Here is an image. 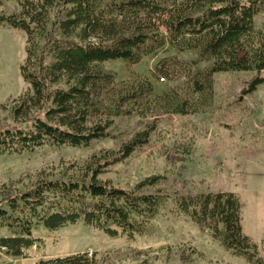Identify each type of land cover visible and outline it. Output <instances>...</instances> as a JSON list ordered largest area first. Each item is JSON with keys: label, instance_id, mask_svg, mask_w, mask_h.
Segmentation results:
<instances>
[{"label": "trees", "instance_id": "16d2710c", "mask_svg": "<svg viewBox=\"0 0 264 264\" xmlns=\"http://www.w3.org/2000/svg\"><path fill=\"white\" fill-rule=\"evenodd\" d=\"M17 1V13L0 14V28L26 34V60L20 72L30 88L11 101L10 121L0 123V155L43 145L88 147L108 137L114 117L154 94L148 79L116 83V75L104 68L109 61L135 65L166 45L179 53L197 51L198 60L192 64L172 57L156 69L161 79L184 76L192 96L202 100L200 105L192 98L175 103L170 110L180 115L197 113L212 99L215 74L264 71V31L254 23L264 11V0ZM200 63L206 66L194 69ZM263 83L262 78L253 79L244 94ZM151 133H139L119 150L95 154L83 165L41 171L29 185L21 180L3 184L0 228L13 236L0 238V249L27 257L37 242L34 221L49 230L82 222L110 237L132 239L146 233L171 200L176 212L210 232L234 256L248 264H264L258 245L243 232L242 203L234 193L170 198L148 192L160 184V176L146 178L132 189L103 177L146 145ZM36 264H93V259L85 254Z\"/></svg>", "mask_w": 264, "mask_h": 264}, {"label": "rangeland", "instance_id": "374dc122", "mask_svg": "<svg viewBox=\"0 0 264 264\" xmlns=\"http://www.w3.org/2000/svg\"><path fill=\"white\" fill-rule=\"evenodd\" d=\"M0 1V14L20 10L17 0ZM254 23L256 29L264 31V11ZM26 48L24 32L0 28V123L10 121L11 101L30 88L20 72ZM172 57L192 64L198 60V52L179 53L166 45L135 65L122 60L104 63L118 84L148 79L154 86L153 96L135 108H125L128 112L113 118L109 136L92 141L88 147L43 145L21 154L0 155V187L18 180L29 185L39 172L61 165H83L93 155L117 151L137 134L152 130L146 145L103 177L132 189L146 178L160 176L163 180L148 192L159 191L170 198L234 193L242 203L243 232L258 245L264 260V83L253 93L244 94L253 79L264 81V71L215 74L212 99L197 113L180 115L170 110L175 103L192 98L200 105L202 100L192 96L184 76L161 81L157 66ZM32 235L37 242L27 257H14L0 249V264H36L85 254L92 255L93 264H248L224 249L210 232L176 212L171 200L150 222L146 233L132 239L126 235L110 237L82 222L49 230L34 221ZM12 236L10 230L0 228V238Z\"/></svg>", "mask_w": 264, "mask_h": 264}, {"label": "built area", "instance_id": "2783aa9c", "mask_svg": "<svg viewBox=\"0 0 264 264\" xmlns=\"http://www.w3.org/2000/svg\"><path fill=\"white\" fill-rule=\"evenodd\" d=\"M161 81H164V79H161ZM91 256H92V255H89V258H92Z\"/></svg>", "mask_w": 264, "mask_h": 264}]
</instances>
